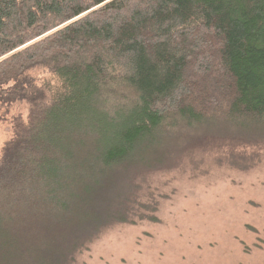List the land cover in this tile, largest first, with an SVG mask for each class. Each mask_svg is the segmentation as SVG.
<instances>
[{
    "label": "trees",
    "instance_id": "16d2710c",
    "mask_svg": "<svg viewBox=\"0 0 264 264\" xmlns=\"http://www.w3.org/2000/svg\"><path fill=\"white\" fill-rule=\"evenodd\" d=\"M6 121L0 264H75L135 222L133 174L264 144V0H0Z\"/></svg>",
    "mask_w": 264,
    "mask_h": 264
},
{
    "label": "rangeland",
    "instance_id": "374dc122",
    "mask_svg": "<svg viewBox=\"0 0 264 264\" xmlns=\"http://www.w3.org/2000/svg\"><path fill=\"white\" fill-rule=\"evenodd\" d=\"M132 176L135 222L104 230L75 264H264V144L208 138Z\"/></svg>",
    "mask_w": 264,
    "mask_h": 264
}]
</instances>
